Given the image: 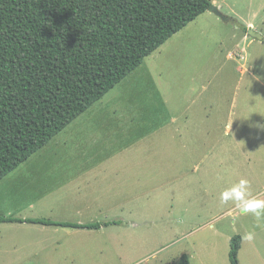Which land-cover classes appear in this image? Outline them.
<instances>
[{
  "label": "rangeland",
  "instance_id": "rangeland-1",
  "mask_svg": "<svg viewBox=\"0 0 264 264\" xmlns=\"http://www.w3.org/2000/svg\"><path fill=\"white\" fill-rule=\"evenodd\" d=\"M215 1L225 19L206 11L177 37L179 52L161 49L145 61L155 75L163 61L169 66L163 75L169 81L157 79L177 100L175 113L196 96L190 113L179 114L169 131L129 151L131 159L96 166L91 157L86 163L82 154L69 153L82 133L69 127L0 182V217L117 224L44 232L0 223V264H178L182 255L189 264H230L236 235L238 263L264 264V219L220 200L240 179L249 181L251 198L264 199V44L239 42L241 26L251 20L264 37V0ZM193 78L195 93L188 91ZM120 94L115 87L96 105L113 114L115 124L161 121L150 92L138 102L143 106L135 119L129 113L136 108ZM124 128L121 139L127 138ZM98 134L102 154L120 145L117 130L103 135L89 129L87 143ZM248 233L251 240L244 239Z\"/></svg>",
  "mask_w": 264,
  "mask_h": 264
},
{
  "label": "trees",
  "instance_id": "trees-1",
  "mask_svg": "<svg viewBox=\"0 0 264 264\" xmlns=\"http://www.w3.org/2000/svg\"><path fill=\"white\" fill-rule=\"evenodd\" d=\"M211 6L210 0H0V181ZM0 223L90 230L117 224L13 217ZM229 246L230 264H239L241 237ZM178 264H189L187 255Z\"/></svg>",
  "mask_w": 264,
  "mask_h": 264
},
{
  "label": "crops",
  "instance_id": "crops-1",
  "mask_svg": "<svg viewBox=\"0 0 264 264\" xmlns=\"http://www.w3.org/2000/svg\"><path fill=\"white\" fill-rule=\"evenodd\" d=\"M210 2L214 5L217 4V1H215V0H210ZM204 14H205V12L203 14H201L200 16H198L197 18L203 16ZM256 18H257V16L253 15V19H256ZM251 19H252V17H251ZM241 30H242V37H241L239 42H242V43L246 42L250 38L247 34V32L249 30H253L254 32L261 35V33L259 31H257L253 20L248 22L246 25H242ZM244 30H246V31H244ZM181 31H179L178 33L173 35L169 40H167L156 51H154L151 55L146 57L142 63L145 66L140 71H138V69H139V67H138L136 70H134L131 74H129L125 79H123L119 84H117L115 86V87H120V89H121V94H120L119 99L122 98L124 102L130 104L129 106H133L134 108H136L134 113H129L130 117H132L133 119H135L138 116V114L140 113V108L143 106L141 103H138V102L145 100V95L146 94L148 95V93L150 92L152 94V97L155 98V100L157 101L158 108L161 109V111H162V116H160V117H162L161 121L158 123L150 124V125H147L146 123H142V125H139L138 127L131 125L130 128L127 127V124H121V125L115 124L113 119H112V116H111L113 114L103 113L101 111V108H100L101 104H100V106H96L104 98V96L106 95L105 94L99 101L94 103L89 109H87L84 113L79 115L75 120H73L71 123H69L65 127V129H63L61 132H59L56 135V136L60 135L62 132H64L69 127H71V132L72 131L76 132V133L79 131L82 132V133L76 134V139L73 142L74 143L73 146L69 148V153L76 152L78 154H82V156L86 157V158H84V161L87 158L91 157L92 158L91 163L98 164L96 166L103 165L104 163L110 162V161H114L116 163L117 161L119 162L123 158L131 159L132 158L131 156H127V153H129V151L136 150L137 148L143 146L148 140H151L150 137H152L154 133L159 132V131L164 132L165 130L169 131L171 129V127L174 126L175 124H177L178 120L180 119V118H178L179 114H183L185 116V115L190 113L189 108L191 106L195 105L194 101L196 99V96H194V99L191 101H189V100H188V102L185 101L184 104L186 106L183 108H180L177 111V113H175L174 110L176 107L175 105L177 104V100L173 97H169V96L165 95V93L162 92V90L158 84V82L159 83L161 82L160 79L168 80L167 76H166V78L163 77L165 68L166 67L169 68L167 63L165 61H163L161 73H158V75H155L153 73V71L155 69L152 71L153 68L151 67L150 64L145 63V61L150 59L155 53H157L159 51L162 52L161 49H164L165 51H167V53H170V54L172 52H179L178 48H176L178 45H176V44L178 41L177 37L179 36ZM172 59L174 60L173 57H172ZM136 71H138L139 73H137ZM157 76L160 79H157ZM193 83L195 84V78L191 79V81H190L191 88H189L188 91H194V93H195V88L192 87ZM115 87L113 89H115ZM199 92H200V89L198 88L197 98L200 97ZM185 97H186V95H183L182 98L185 99ZM132 103H136V104L132 105ZM134 105H136V107ZM84 115H87L86 118L84 117ZM86 119H88L89 121H92V123H90V124L83 123V122H86ZM123 126L128 128V131L126 133L127 138H125V139H121V136L118 134V132H120L122 129H125ZM89 129H92V131H94L95 133L101 132V133H103V135H105V133H107V132H113L114 130H117V134L115 136H117V139L120 140V142H119L120 145H113L112 150L108 151L107 153L102 154L101 151H102L103 147L99 143H97V141L99 142V140H100L99 139L100 134H98V136L93 137V139L91 141L92 145L87 143V141H86V140H88L87 132ZM55 137H53L47 145H45L42 149H40L34 155H38V153H42L43 151H45ZM83 139L85 141L84 143H82ZM92 147L96 148V150L93 151L92 153H90V151L87 152V150H89ZM49 151L50 150L46 151L45 153H48ZM89 154H91V155L89 156ZM34 155H32V156H34ZM52 157H54V156H52ZM78 157H81V156H78ZM69 158L75 159L74 157H69ZM85 162L87 163L89 161L87 160ZM11 173H9V174H11ZM6 177H4L0 182H2L4 179H6ZM32 219H44V218H32ZM47 220H50V219H47ZM51 221H53V220H51ZM7 224L13 225V226L17 225L19 227H25L26 230H28V229H40V231H44V232H51V231H53L52 229H55V228L66 229V228H62V227L44 226V225H38V224H32V223H7ZM31 227H33V228H31ZM68 229L79 230V229H73V228H68ZM81 230H83V229H81Z\"/></svg>",
  "mask_w": 264,
  "mask_h": 264
},
{
  "label": "clouds",
  "instance_id": "clouds-1",
  "mask_svg": "<svg viewBox=\"0 0 264 264\" xmlns=\"http://www.w3.org/2000/svg\"><path fill=\"white\" fill-rule=\"evenodd\" d=\"M220 200L222 203L233 202L241 212L251 214L258 221L264 219V199L251 198L249 181L246 179H240L222 191ZM244 239L251 240L252 234H246Z\"/></svg>",
  "mask_w": 264,
  "mask_h": 264
},
{
  "label": "water",
  "instance_id": "water-1",
  "mask_svg": "<svg viewBox=\"0 0 264 264\" xmlns=\"http://www.w3.org/2000/svg\"><path fill=\"white\" fill-rule=\"evenodd\" d=\"M210 13H213L215 14L216 16L222 18V19H225L226 17H224V15L219 12V10L214 7V6H211L208 10ZM248 36L256 41H259L261 44H264V37L256 32H254L253 30H249L247 32Z\"/></svg>",
  "mask_w": 264,
  "mask_h": 264
}]
</instances>
